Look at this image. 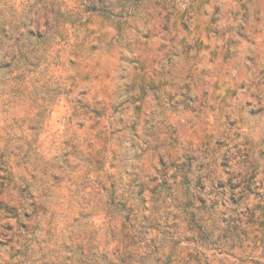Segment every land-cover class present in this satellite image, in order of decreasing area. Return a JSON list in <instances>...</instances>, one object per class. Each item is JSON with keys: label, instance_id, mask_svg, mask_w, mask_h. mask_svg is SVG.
<instances>
[{"label": "clouds", "instance_id": "9594fccd", "mask_svg": "<svg viewBox=\"0 0 264 264\" xmlns=\"http://www.w3.org/2000/svg\"><path fill=\"white\" fill-rule=\"evenodd\" d=\"M0 264H264V0H0Z\"/></svg>", "mask_w": 264, "mask_h": 264}]
</instances>
